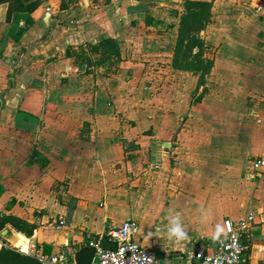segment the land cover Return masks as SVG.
Instances as JSON below:
<instances>
[{
  "label": "crops",
  "instance_id": "0c3cea01",
  "mask_svg": "<svg viewBox=\"0 0 264 264\" xmlns=\"http://www.w3.org/2000/svg\"><path fill=\"white\" fill-rule=\"evenodd\" d=\"M107 1L0 0L1 264L76 252L128 218L161 264H180L226 219L249 215L247 264H264V173L252 170L264 157V0H196L211 3L199 35L210 70L167 59L176 72L157 74L158 91L150 79L138 111L124 79L135 62L120 55L159 25L168 48L186 0H161L162 17L155 0ZM103 38L118 44L111 61L93 50ZM104 65L115 72L101 76ZM142 65L152 78L158 64ZM172 215L183 240L165 234Z\"/></svg>",
  "mask_w": 264,
  "mask_h": 264
},
{
  "label": "built area",
  "instance_id": "2783aa9c",
  "mask_svg": "<svg viewBox=\"0 0 264 264\" xmlns=\"http://www.w3.org/2000/svg\"><path fill=\"white\" fill-rule=\"evenodd\" d=\"M252 170L264 173V157L253 160ZM252 220L253 215L240 220L226 219L224 233L211 240L196 241L181 258L186 257L188 264H247L248 246L244 238ZM139 232V224L133 218L111 227L107 236L117 243V248H103L99 241L93 243L96 250L92 264H161L160 258L137 239ZM75 253H40L37 259L39 264H78Z\"/></svg>",
  "mask_w": 264,
  "mask_h": 264
},
{
  "label": "rangeland",
  "instance_id": "374dc122",
  "mask_svg": "<svg viewBox=\"0 0 264 264\" xmlns=\"http://www.w3.org/2000/svg\"><path fill=\"white\" fill-rule=\"evenodd\" d=\"M107 0H99V4L100 6L98 7V9L101 8V6H105L107 4ZM163 2L161 0H155V5L157 6L156 8H154L152 10L151 13H156L158 14L157 16L158 17H162L163 15H165V11H162L161 9H163V6H160V3ZM151 9L149 8L148 11H150ZM173 12H175V10L173 9ZM149 15V12L147 13ZM175 23H172L171 26H172V29H171V33L174 34V31L176 30L175 29ZM160 26V25H159ZM155 27L156 30H148L147 28H144L146 31L148 30L149 32L153 31L152 32V40L149 39V36H145L146 39H149L148 41L149 42H144L143 40H138L137 38L135 39V42H132V44H136L135 46V49H136V52H131L130 54H126L123 56L122 54L120 55V59H124L125 56H129L130 59L133 60V62H135V65H133L132 68H130V71L129 73L125 76V81L127 80H132V83L130 85H128L129 89L130 90H133L134 91V94L136 95V99H135V105H134V109H136L137 111L140 110V108H142L143 104H144V95H146V93L149 91V83H150V79L152 80V84L155 85V88L157 89L158 91V87H160L162 84H163V80H162V83H161V78L157 75V74H160V76H170V77H173V74L176 72H173V74H169L165 71V64L167 62V59L171 62L176 61V63H179V64H183L184 66H187V65H191V64H194L197 60L196 57H194V54L193 52L189 51L191 50V42L189 41V39L186 40V42L183 44L182 42H180L179 45H177V42H178V39L175 37V40L172 44H170V46L168 48H165V46H162L163 44L161 43V41H163V38H160V34L158 31V27ZM161 26L163 27V24H161ZM165 27V25H164ZM147 34H149V32H146ZM144 32H142V35L145 34ZM195 33V32H194ZM198 35H200V31L198 32ZM202 35V34H201ZM189 41V42H187ZM207 42V41H206ZM150 44L152 46H150ZM211 46V44H210ZM205 57L206 58H209L208 54L210 55L209 52H211V48L210 47H206L205 49ZM149 52H151V54H149ZM206 52L208 53L206 55ZM102 54V53H101ZM169 54H172L171 56H169ZM103 56V57H102ZM99 58V61H107L109 60V58H106V56L103 54V55H98ZM210 59V58H209ZM111 61V60H109ZM116 61V60H115ZM153 61V64L157 63L158 65L157 66H160V67H155V71H154V76L152 78H149V74H147L146 72V68H142L143 67V63H146V64H149ZM136 62H137V65H136ZM139 64V65H138ZM105 69L103 72H100L101 73V76H108V73L107 72H112L115 70H113L112 68L109 67V65H104ZM195 69L197 66H195ZM163 69V70H161ZM96 71V70H95ZM152 71V70H151ZM198 71V70H197ZM199 72H202V71H199ZM169 74V75H168ZM198 76V75H196ZM210 76L211 78V75H208ZM184 86L188 83L187 82V78L188 76H185L184 77ZM209 78V79H210ZM157 79V81H156ZM208 79V80H209ZM153 82H156V83H153ZM211 82V81H209ZM126 89L127 86H125ZM154 88V89H155ZM192 88L190 87L189 91L191 90ZM160 92V91H159ZM152 93H154V90L152 91ZM199 93V91H198ZM157 96H159V93L156 92ZM183 99V95H181V97ZM153 104L157 105L159 107V100H156V101H153ZM187 254V253H185ZM180 264H186V257H184L181 261H179Z\"/></svg>",
  "mask_w": 264,
  "mask_h": 264
},
{
  "label": "trees",
  "instance_id": "16d2710c",
  "mask_svg": "<svg viewBox=\"0 0 264 264\" xmlns=\"http://www.w3.org/2000/svg\"><path fill=\"white\" fill-rule=\"evenodd\" d=\"M185 9L186 12L182 16L180 22V34L177 45H179L180 42L184 44L186 40L189 39L192 44L191 50L189 51L193 52L194 48L198 49L194 54V57L197 58L196 62L193 64L197 66L195 70L208 72L212 66V61L211 59L203 57L205 42L199 37L198 32L203 30L211 21V3L207 1L186 0ZM29 23L32 24L33 21L29 19ZM117 48V42L110 38H103L97 45L93 46L94 51L102 54L116 51ZM2 221L3 218H0V229L3 225L1 224Z\"/></svg>",
  "mask_w": 264,
  "mask_h": 264
},
{
  "label": "water",
  "instance_id": "95a60500",
  "mask_svg": "<svg viewBox=\"0 0 264 264\" xmlns=\"http://www.w3.org/2000/svg\"><path fill=\"white\" fill-rule=\"evenodd\" d=\"M3 235H7L8 230L4 229L1 232ZM99 245L103 248L107 249H116L117 243L111 241L107 235L101 237L99 241ZM95 247L90 245L88 247L82 248L75 253V259L78 264H92L94 256H95Z\"/></svg>",
  "mask_w": 264,
  "mask_h": 264
},
{
  "label": "clouds",
  "instance_id": "9594fccd",
  "mask_svg": "<svg viewBox=\"0 0 264 264\" xmlns=\"http://www.w3.org/2000/svg\"><path fill=\"white\" fill-rule=\"evenodd\" d=\"M165 234L169 239H175L176 241L186 238V232L181 223L179 215H172L169 224L166 226Z\"/></svg>",
  "mask_w": 264,
  "mask_h": 264
},
{
  "label": "bare ground",
  "instance_id": "6f19581e",
  "mask_svg": "<svg viewBox=\"0 0 264 264\" xmlns=\"http://www.w3.org/2000/svg\"><path fill=\"white\" fill-rule=\"evenodd\" d=\"M24 241H25L24 236L21 235V234H18L17 235V242H16V244H21L22 245L24 243Z\"/></svg>",
  "mask_w": 264,
  "mask_h": 264
}]
</instances>
